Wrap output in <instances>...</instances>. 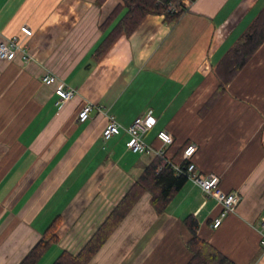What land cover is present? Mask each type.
Listing matches in <instances>:
<instances>
[{"label":"crops","instance_id":"0c3cea01","mask_svg":"<svg viewBox=\"0 0 264 264\" xmlns=\"http://www.w3.org/2000/svg\"><path fill=\"white\" fill-rule=\"evenodd\" d=\"M119 0H0V42L16 37L30 56L0 60V264H19L56 219L57 241L36 264L76 254L155 156L133 154L124 130L105 141L111 116L123 128L152 112L144 141L181 161L188 144L202 175L216 174L241 200L219 228V204L188 181L162 214L144 195L89 264H187L197 235L235 264H264V43L204 117L215 69L264 0H197L175 23L148 15L130 35L97 49L125 9ZM117 9V16L109 20ZM32 35L25 37L22 26ZM52 72L76 94L57 105L41 78ZM93 106L80 123L77 113ZM173 143L164 145L157 133Z\"/></svg>","mask_w":264,"mask_h":264},{"label":"trees","instance_id":"16d2710c","mask_svg":"<svg viewBox=\"0 0 264 264\" xmlns=\"http://www.w3.org/2000/svg\"><path fill=\"white\" fill-rule=\"evenodd\" d=\"M104 1L98 0L99 3ZM119 1L122 2L125 12L103 39L97 49L98 55L103 54L121 33L128 36L134 32L146 16L162 15L168 23H175L186 11L178 9L176 12H170L167 6L158 4L156 0ZM116 16L117 9L110 15L109 20L111 21V18L113 19ZM263 43L264 7L218 63L215 69L218 85L214 93L200 109L199 115L201 117L206 116L215 107L224 96L226 87L247 65ZM160 167L161 169L159 170ZM187 182L188 180L185 177L175 176L163 159L155 158L137 180L132 183L105 221L80 251L76 254L63 251L51 264H89L144 195L150 196V205L155 212L162 214L174 196ZM59 225L60 219L56 218L43 232L38 243L26 254L19 264H36L50 245L56 243V232ZM184 225L190 235L187 243L190 259L187 264H235L219 250L198 237V223L192 216L185 218Z\"/></svg>","mask_w":264,"mask_h":264},{"label":"built area","instance_id":"2783aa9c","mask_svg":"<svg viewBox=\"0 0 264 264\" xmlns=\"http://www.w3.org/2000/svg\"><path fill=\"white\" fill-rule=\"evenodd\" d=\"M197 0H156L158 4L167 6L168 11L176 12L178 9L187 10ZM21 32L25 37L32 35L31 30L27 26L21 27ZM20 55L24 63H28L30 56L24 50L21 40L16 37L6 39L0 42V60L11 61ZM41 83L44 86L52 87L54 94L58 97L57 105H61L74 98L76 91L66 86V84L60 80L52 72H45L41 78ZM93 106L91 104H84L77 113V121L80 123L85 122L89 118V114ZM155 124V118L151 111L146 114L138 116L133 122L126 128H123L115 119L111 116L108 117V123L103 130L102 137L105 141L109 140L113 136H117L122 130L128 135L126 142V148L133 154L152 155L164 160L173 171L175 176H183L188 181L194 183L200 188V190L208 197L213 198L220 206V213L218 217L213 220L211 228L217 229L222 224V221L230 214L236 211L241 197L236 192H224L219 187L220 177L216 174L202 175L198 172L195 163L193 162L194 155L197 152V148L193 144H188L184 147L181 153V161L173 162L166 159L165 153L162 150H157L148 145L144 141V137L150 132ZM157 139L166 146L173 143L172 136L166 131H160L157 133ZM161 167L159 168V170ZM259 227V244L264 248V216L260 218L258 222Z\"/></svg>","mask_w":264,"mask_h":264}]
</instances>
